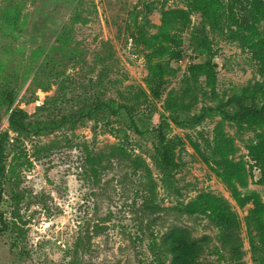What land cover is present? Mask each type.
Here are the masks:
<instances>
[{
    "label": "rangeland",
    "instance_id": "rangeland-1",
    "mask_svg": "<svg viewBox=\"0 0 264 264\" xmlns=\"http://www.w3.org/2000/svg\"><path fill=\"white\" fill-rule=\"evenodd\" d=\"M260 1L223 0L212 28L186 0H0V133L9 134L0 264H161L156 247L180 230L208 241L203 264H233L210 219L183 212L203 193L237 214L244 264H263L247 222L254 200L239 201L256 194L264 205V114L255 110H264V78L249 33L229 20ZM176 11L182 19L163 41L164 15ZM160 41L169 54L153 63L168 68L154 91L146 47L159 51ZM199 66H213L211 76ZM16 110L21 133L9 124ZM219 133L229 166L244 172L240 197L219 175ZM112 148L126 155L111 158ZM100 152L107 159L93 166Z\"/></svg>",
    "mask_w": 264,
    "mask_h": 264
},
{
    "label": "trees",
    "instance_id": "trees-1",
    "mask_svg": "<svg viewBox=\"0 0 264 264\" xmlns=\"http://www.w3.org/2000/svg\"><path fill=\"white\" fill-rule=\"evenodd\" d=\"M188 7L193 11H198L204 14L208 24L212 28L221 27L223 22V17L225 15V8L223 0H186ZM180 11L166 13L163 19V25L161 28L160 38L169 41L170 31L179 24V20L182 19ZM240 13H243L242 15ZM237 14H232L229 20L241 25L242 29L249 33L247 36V43L252 46V51L255 59L259 64V71L264 78V31L260 32L258 27L264 25V1H260L251 8L245 9ZM174 17V20L170 18ZM173 25V26H172ZM163 41L160 44V50L155 49L153 42H150L147 49L152 52L146 56L150 63V79L152 83L154 82V91L157 88L165 84L164 75L167 73V66L163 63H153L154 59L157 57L164 58L169 54V49L163 46ZM211 69L207 66H199L201 69V75L211 76ZM253 95V94H252ZM252 100H255V96H250ZM256 112L260 115L264 114V110H260L255 107ZM221 115L226 117H231L226 111L220 110ZM24 113L22 111H13L10 116L9 124L10 128L14 132L21 133L24 129L22 120L24 118ZM9 137L8 133H0V187L3 188V184L8 178L9 170L5 163V153L4 147L6 141ZM225 137L222 133H219L216 137V149L217 153L223 159L220 163L222 171L219 173L220 177L228 184L235 192L236 197H240L238 193L235 182H242L244 179V172L241 167L229 166L228 158L233 151L230 152L231 145L228 146V142H225ZM225 150V151H224ZM116 149L112 148L111 158L121 157V154L126 155L125 151L119 149L116 153ZM93 159V166H103L106 156L105 153L100 152ZM127 160L133 162L134 166L137 168L145 167V163L138 158H130ZM228 162V165L226 164ZM162 163L164 165H169V158L167 152L163 153ZM10 177L16 176L15 167L10 168ZM146 186L154 192L155 182L152 178H148L146 181ZM14 200L17 199V195L13 194L11 196ZM254 200V209L250 211V217L247 219L248 227L251 233V247L253 249L254 255L259 257L264 264V205L261 203L260 198L256 194H252L247 199L239 201L241 206H245L247 202ZM183 212L190 215L196 216L198 214L206 215L210 222L213 223L218 228L217 240L220 244L221 250L227 253L228 260L233 264H244V242L241 237V223L238 220L237 214L232 210L230 203L223 197L217 196L213 193H203L196 197ZM7 230V226L4 223L3 227L0 229V234ZM261 237V242L263 247L258 249L256 247V239ZM208 241H198L189 232L180 230L171 233L170 238H163L162 244L156 247L154 251L155 255L160 258L161 264H165V260L170 255V264H203L201 259L204 254V248L208 246ZM165 259V260H164ZM164 260V261H163Z\"/></svg>",
    "mask_w": 264,
    "mask_h": 264
}]
</instances>
